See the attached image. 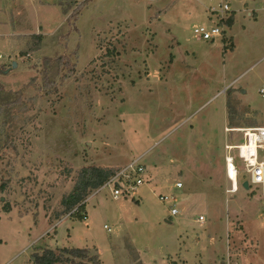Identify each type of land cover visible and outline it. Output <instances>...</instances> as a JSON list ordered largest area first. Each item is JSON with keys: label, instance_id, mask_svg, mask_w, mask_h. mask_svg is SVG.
Returning a JSON list of instances; mask_svg holds the SVG:
<instances>
[{"label": "rangeland", "instance_id": "1", "mask_svg": "<svg viewBox=\"0 0 264 264\" xmlns=\"http://www.w3.org/2000/svg\"><path fill=\"white\" fill-rule=\"evenodd\" d=\"M262 1L0 0V264L65 243L100 264H264L261 189L228 194L223 175L224 146L264 127ZM220 3L232 56L229 32L193 35ZM135 158L151 177L135 196L99 188L57 219L81 169Z\"/></svg>", "mask_w": 264, "mask_h": 264}, {"label": "built area", "instance_id": "2", "mask_svg": "<svg viewBox=\"0 0 264 264\" xmlns=\"http://www.w3.org/2000/svg\"><path fill=\"white\" fill-rule=\"evenodd\" d=\"M261 9L264 11V1ZM208 12L214 15L216 23L212 26H197L193 30L194 37L202 42H213L222 38L229 29L227 21L232 17V11L227 3H220L217 8L210 7ZM258 93L264 99V87H261ZM239 130L242 133V142L238 145L224 146V173L229 184L226 193L234 194L238 188H243L244 182L240 181V177H246L248 186L259 187L264 197V127ZM232 151L237 152V158L241 162L238 166L235 164V158L230 154ZM141 160L142 158L131 160L114 173L100 189L110 188L113 200L135 196L138 188L148 182L147 170ZM181 187L182 184L177 182L173 188ZM159 200L168 203V219L178 217L179 211L175 204L171 203L175 201L172 196L159 195ZM196 222L204 223L205 219L199 216ZM104 230L110 231V228L104 226Z\"/></svg>", "mask_w": 264, "mask_h": 264}, {"label": "trees", "instance_id": "3", "mask_svg": "<svg viewBox=\"0 0 264 264\" xmlns=\"http://www.w3.org/2000/svg\"><path fill=\"white\" fill-rule=\"evenodd\" d=\"M233 24V16L227 21V27L230 28ZM37 44L41 41L39 35L33 36ZM224 40V39H223ZM229 48L232 49L231 39ZM48 62V61H47ZM0 91L2 88L0 87ZM114 173L108 169L97 167H86L80 170L77 181L72 190L62 198L61 205L63 211L57 215V219L65 214H70V217L84 211L83 201L90 191L101 188ZM8 206L4 207V212H8ZM74 211V212H73ZM85 216H78L79 221H83ZM89 249L78 248H62L56 251L45 249L41 252H35L30 256L31 264H100L98 255L91 254Z\"/></svg>", "mask_w": 264, "mask_h": 264}, {"label": "crops", "instance_id": "4", "mask_svg": "<svg viewBox=\"0 0 264 264\" xmlns=\"http://www.w3.org/2000/svg\"><path fill=\"white\" fill-rule=\"evenodd\" d=\"M228 4V3H227ZM229 5V4H228ZM246 15L248 16V17H250L251 16V13L249 12V11H247L246 12ZM232 16H233V24H232V26L228 29V31H227V33L229 32V37H232L233 38V40L231 39V41H232V43H233V49H232V53H230L231 54V56L234 54V52L236 51V49H237V41H236V39H235V36L233 35L234 34V32H235V30H236V24H237V14H236V11H232ZM263 32H264V30H263ZM207 43V42H206ZM230 54H228V55H230ZM231 60V62L234 60V59H230ZM242 93H244V92H242ZM243 128H252V126H248V127H243ZM242 128V129H243ZM227 129V128H226ZM225 156V155H224ZM237 162H235V164H236ZM237 166L239 165L238 163L236 164ZM147 170V169H146ZM223 175H224V179L226 180V182H227V184H228V181H227V179H226V177H225V173H224V159H223ZM147 177H148V182L147 183H149L150 182V179H151V177H150V174L148 175V172H147ZM151 184V183H150ZM229 185V184H228ZM172 187H174V186H172ZM228 187V186H227ZM87 212V211H86ZM87 216V215H86ZM71 222H73V221H71ZM69 229H67V231H68ZM56 232H57V229L55 230ZM70 238H71V231H70ZM69 239V238H68ZM63 244V243H62ZM68 244L67 243H65L64 244V246L62 247V248H78V249H81V248H83V249H88V248H86V246L84 245V246H79V247H69V246H67Z\"/></svg>", "mask_w": 264, "mask_h": 264}, {"label": "water", "instance_id": "5", "mask_svg": "<svg viewBox=\"0 0 264 264\" xmlns=\"http://www.w3.org/2000/svg\"><path fill=\"white\" fill-rule=\"evenodd\" d=\"M15 67H16V63L13 62V63H12V68H15ZM242 187H243V189H245V190H247V189L249 188L247 182H244L243 185H242ZM165 223H169V224H171L170 222H167V221H165Z\"/></svg>", "mask_w": 264, "mask_h": 264}, {"label": "bare ground", "instance_id": "6", "mask_svg": "<svg viewBox=\"0 0 264 264\" xmlns=\"http://www.w3.org/2000/svg\"><path fill=\"white\" fill-rule=\"evenodd\" d=\"M235 131H238V130H235ZM240 131V130H239Z\"/></svg>", "mask_w": 264, "mask_h": 264}]
</instances>
